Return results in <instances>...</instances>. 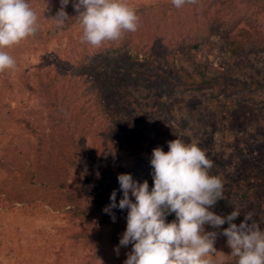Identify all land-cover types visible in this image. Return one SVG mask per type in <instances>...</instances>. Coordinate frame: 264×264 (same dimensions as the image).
Segmentation results:
<instances>
[{
  "label": "rangeland",
  "instance_id": "rangeland-1",
  "mask_svg": "<svg viewBox=\"0 0 264 264\" xmlns=\"http://www.w3.org/2000/svg\"><path fill=\"white\" fill-rule=\"evenodd\" d=\"M41 1L31 5L38 17L35 35L6 49L16 67L0 73V264H85L89 249L75 240L84 225L70 216L61 200L65 190L55 182L60 177L72 185L76 174L71 172L70 178L58 172L57 156H51V162L42 160L36 168V139L12 119L26 115L45 138L49 136L51 125L38 95V75L63 69V61L82 45L78 22L63 33L52 31L58 0L47 3V9ZM158 1L126 0L135 10ZM72 2L65 8L70 16L77 14ZM226 44L215 36L197 49L181 47L175 72L179 68L192 72L201 65L209 76L237 79L247 89L211 99L209 91L168 95L131 86L130 98L113 115L116 122L97 118L80 134V160L90 179H83L86 188L99 185L101 177L117 179L122 171L132 170L151 190L152 150L161 147L167 153V143L178 138L204 150L214 162L209 175L224 182L228 199L217 201L211 210L223 217L239 209L241 215L234 220L238 224L251 212L264 230V51L232 55ZM49 145L47 141L46 153ZM231 187L236 192H230ZM174 219V214L168 215L166 222ZM116 247L101 249L89 264H124L132 247H120L118 255ZM216 250L225 254L222 246Z\"/></svg>",
  "mask_w": 264,
  "mask_h": 264
},
{
  "label": "trees",
  "instance_id": "trees-1",
  "mask_svg": "<svg viewBox=\"0 0 264 264\" xmlns=\"http://www.w3.org/2000/svg\"><path fill=\"white\" fill-rule=\"evenodd\" d=\"M39 1L27 0L30 6ZM53 1L47 0V3ZM135 11L139 16L136 32H126L120 40L105 43L100 48L82 44L63 61V69L38 75V95L52 131L47 138L39 132L38 126L31 125L34 122L26 115L12 117L36 139V168L42 160L51 162L50 157L57 156L60 160L58 168L55 167L58 172L69 174L70 178L71 172L76 174L72 185L60 177L55 182L58 189L65 190L61 200L68 207L70 216L84 225L75 240L89 249L88 264L95 260L101 249L119 245L126 229L128 210L115 208L111 214L103 211L110 204L113 190L117 193V204L122 198L116 178L101 177L99 185L86 188L83 179H90L80 160V134L87 131L97 118L108 123L116 122L113 115L130 98L131 86L156 89L168 95L209 91L211 99L229 97L247 89L237 79L209 76L201 65L195 66L192 72L183 68L175 72L174 60L181 47L197 49L216 36L226 40V51L232 55L264 51V0H197L195 5L186 4L180 9L175 8L170 0H159L154 5L144 4ZM76 15L68 14L69 20L62 27L54 24L52 31H68L78 22L74 18ZM47 141L50 142L48 153L45 152ZM132 146L136 147V144ZM129 174L141 183L136 173L131 170ZM230 192L236 190L231 187ZM251 196L257 198L254 193ZM131 199L135 202L134 198ZM227 199L223 194L221 201ZM227 227L225 224L216 230L206 225L205 230L219 232ZM226 240L218 235L214 247L222 246L225 255H230ZM227 264H235V258L229 257Z\"/></svg>",
  "mask_w": 264,
  "mask_h": 264
},
{
  "label": "clouds",
  "instance_id": "clouds-1",
  "mask_svg": "<svg viewBox=\"0 0 264 264\" xmlns=\"http://www.w3.org/2000/svg\"><path fill=\"white\" fill-rule=\"evenodd\" d=\"M47 9V0H45ZM60 8L51 19L62 27L69 16L65 8L69 0H59ZM197 0H172L180 9L195 5ZM74 17L82 28L80 43L100 48L105 43L120 40L138 29L139 16L126 0H73ZM37 13L27 0H0V73L15 69L16 60L6 49L35 35ZM168 152L161 147L152 150L149 161L153 186L145 180L138 183L130 174L117 176L122 198L116 202V191L110 204L103 209H127L126 229L114 251L132 245L124 264H264V230L251 212L243 221L233 223L239 209L220 216L210 211L223 200L224 182L209 175L214 162L196 144L174 139L167 143ZM134 198L133 199L130 198ZM174 214L172 222H166ZM115 222L114 214L111 215ZM222 231H206L205 226ZM218 235L227 238L230 255L218 252L214 244Z\"/></svg>",
  "mask_w": 264,
  "mask_h": 264
}]
</instances>
